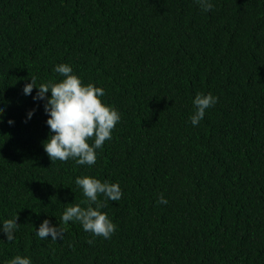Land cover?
<instances>
[{
    "label": "trees",
    "instance_id": "trees-1",
    "mask_svg": "<svg viewBox=\"0 0 264 264\" xmlns=\"http://www.w3.org/2000/svg\"><path fill=\"white\" fill-rule=\"evenodd\" d=\"M211 2L0 0V222L20 225L0 261L264 264V0ZM62 63L121 117L92 166L50 161L43 102L22 92ZM197 93L218 102L194 127ZM78 176L119 183L110 239L61 222L86 206ZM45 219L62 239L35 235Z\"/></svg>",
    "mask_w": 264,
    "mask_h": 264
},
{
    "label": "clouds",
    "instance_id": "clouds-1",
    "mask_svg": "<svg viewBox=\"0 0 264 264\" xmlns=\"http://www.w3.org/2000/svg\"><path fill=\"white\" fill-rule=\"evenodd\" d=\"M202 11L212 9L211 0H196ZM54 71L62 79L53 83L48 81L36 85V77L25 83L22 92L25 96L31 95L33 89H37L34 101L43 102L46 116V126L49 129L47 139L42 142L43 151L51 162L59 160L74 161L77 165L92 166L96 163L97 150L101 149L105 141L112 139V131L119 123L121 117L118 111L102 101L105 91L93 83L84 84L76 75L69 64H58ZM50 93V96L46 94ZM218 98L211 93H197L192 100L193 114L189 117L192 126H197L205 116L207 109L215 106ZM4 107L0 106V113ZM34 111L26 114L30 120ZM11 126L14 121L9 120ZM89 140L92 143H89ZM86 198V206L70 204L61 215V222L79 223L83 231L93 237L110 239L116 231V225L108 218L107 213L101 211L107 206V201H119L122 198V190L118 182L90 176H78L74 181ZM103 200H98V197ZM157 203L166 205L168 201L161 194ZM94 205V206H93ZM20 225L17 223V215L12 219H4L0 222V233L8 242L15 239V232ZM35 235L41 240L51 238L53 241L63 238V230L59 224L53 225L48 219L43 220L34 230ZM92 243V241H88ZM0 264H33L31 257L17 254L10 260L0 261Z\"/></svg>",
    "mask_w": 264,
    "mask_h": 264
}]
</instances>
